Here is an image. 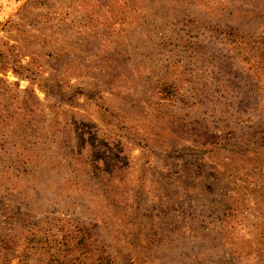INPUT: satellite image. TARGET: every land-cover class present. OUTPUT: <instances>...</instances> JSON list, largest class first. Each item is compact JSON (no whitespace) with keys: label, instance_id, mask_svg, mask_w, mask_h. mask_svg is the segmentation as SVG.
I'll return each mask as SVG.
<instances>
[{"label":"rangeland","instance_id":"rangeland-1","mask_svg":"<svg viewBox=\"0 0 264 264\" xmlns=\"http://www.w3.org/2000/svg\"><path fill=\"white\" fill-rule=\"evenodd\" d=\"M0 59V264H264V0H0Z\"/></svg>","mask_w":264,"mask_h":264},{"label":"trees","instance_id":"trees-1","mask_svg":"<svg viewBox=\"0 0 264 264\" xmlns=\"http://www.w3.org/2000/svg\"><path fill=\"white\" fill-rule=\"evenodd\" d=\"M1 60H3V59H0V63H1V64H0V67L4 66V65L6 64V62H5L4 60H3V61H4L5 64H4L3 62H1ZM11 65H12V67H13V68H12V71L16 72V68H15V66H13V64H11Z\"/></svg>","mask_w":264,"mask_h":264}]
</instances>
